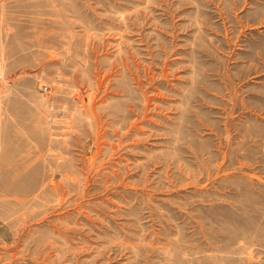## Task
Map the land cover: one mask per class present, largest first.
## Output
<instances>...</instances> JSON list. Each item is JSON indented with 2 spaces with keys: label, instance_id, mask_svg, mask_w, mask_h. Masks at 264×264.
<instances>
[{
  "label": "rangeland",
  "instance_id": "obj_1",
  "mask_svg": "<svg viewBox=\"0 0 264 264\" xmlns=\"http://www.w3.org/2000/svg\"><path fill=\"white\" fill-rule=\"evenodd\" d=\"M0 264H264V0H0Z\"/></svg>",
  "mask_w": 264,
  "mask_h": 264
}]
</instances>
